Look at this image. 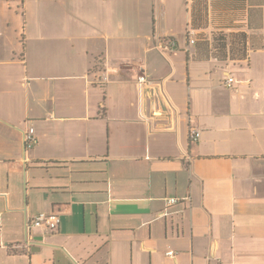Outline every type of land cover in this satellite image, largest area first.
Wrapping results in <instances>:
<instances>
[{
	"label": "crops",
	"instance_id": "obj_1",
	"mask_svg": "<svg viewBox=\"0 0 264 264\" xmlns=\"http://www.w3.org/2000/svg\"><path fill=\"white\" fill-rule=\"evenodd\" d=\"M192 2L0 0V264H264V5L220 60Z\"/></svg>",
	"mask_w": 264,
	"mask_h": 264
},
{
	"label": "trees",
	"instance_id": "obj_2",
	"mask_svg": "<svg viewBox=\"0 0 264 264\" xmlns=\"http://www.w3.org/2000/svg\"><path fill=\"white\" fill-rule=\"evenodd\" d=\"M263 5L264 0H193L191 28L204 30L212 27L208 17L212 10L216 11L215 14H223L222 23L218 25L222 33L218 36L212 33L205 40L212 46V54L220 60L245 59L249 49V34L244 28L261 25L260 18L251 19L249 7Z\"/></svg>",
	"mask_w": 264,
	"mask_h": 264
},
{
	"label": "built area",
	"instance_id": "obj_3",
	"mask_svg": "<svg viewBox=\"0 0 264 264\" xmlns=\"http://www.w3.org/2000/svg\"><path fill=\"white\" fill-rule=\"evenodd\" d=\"M189 35H190V42L191 44L195 43V31L190 29L189 30ZM170 44L172 46H176L177 43L175 40H170ZM104 79H107V75L104 77ZM234 82V78L233 77H229L227 84L229 86L232 85V83ZM138 83L140 86L144 87V86H150V87H155L153 80L150 79L146 74H139L138 75ZM201 133L198 129L192 127L190 130V139L191 141H197L200 137ZM25 143L27 147H32L34 146L37 142L38 139L35 136L34 132L32 129H29L25 132V137H24ZM168 203L169 205H173V204H177L179 202H188L190 201V196H185V197H169L168 199ZM61 222L60 216L58 213L56 212H41L38 213L37 215H35L31 221V226H37V227H41L44 226L48 231H53L54 229H56L57 227H59Z\"/></svg>",
	"mask_w": 264,
	"mask_h": 264
},
{
	"label": "water",
	"instance_id": "obj_4",
	"mask_svg": "<svg viewBox=\"0 0 264 264\" xmlns=\"http://www.w3.org/2000/svg\"><path fill=\"white\" fill-rule=\"evenodd\" d=\"M150 90V92H148ZM145 103H149L151 110H155L157 107L159 110L155 111L162 116H170V108L166 105L163 96L160 93L159 87H149L145 91ZM149 98V99H148Z\"/></svg>",
	"mask_w": 264,
	"mask_h": 264
},
{
	"label": "rangeland",
	"instance_id": "obj_5",
	"mask_svg": "<svg viewBox=\"0 0 264 264\" xmlns=\"http://www.w3.org/2000/svg\"><path fill=\"white\" fill-rule=\"evenodd\" d=\"M215 12L212 10V13L209 14V16H208L210 25L212 27H209V28L204 29V30L198 29V31L195 33V39H200L203 42H206L207 40H205V39H209V37L211 36L212 33L214 34V36H218L222 33V30H220L221 27L218 25H220L222 23V19H223L224 15L219 14V12L217 14H215Z\"/></svg>",
	"mask_w": 264,
	"mask_h": 264
}]
</instances>
